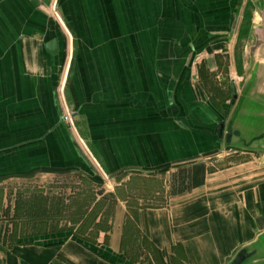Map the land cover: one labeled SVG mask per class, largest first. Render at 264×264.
I'll use <instances>...</instances> for the list:
<instances>
[{
    "label": "crops",
    "instance_id": "obj_1",
    "mask_svg": "<svg viewBox=\"0 0 264 264\" xmlns=\"http://www.w3.org/2000/svg\"><path fill=\"white\" fill-rule=\"evenodd\" d=\"M238 3L57 0L55 19L48 2L0 0V180L82 172L110 208L92 239L12 241L0 218V264H230L248 247L264 264V154L231 152L236 90L209 92L232 76ZM93 161L127 178L111 188Z\"/></svg>",
    "mask_w": 264,
    "mask_h": 264
},
{
    "label": "rangeland",
    "instance_id": "obj_2",
    "mask_svg": "<svg viewBox=\"0 0 264 264\" xmlns=\"http://www.w3.org/2000/svg\"><path fill=\"white\" fill-rule=\"evenodd\" d=\"M49 11L55 19H58V10L51 7ZM246 14L250 17L251 31L261 25L256 2L242 0V6L238 11L236 39L234 46L231 45L229 48L233 50L230 55L232 72L230 82L227 75L214 74L211 77L212 81L210 80L209 92L215 99V96L221 91L223 96L229 100L231 92L228 84L231 83L229 85L236 90L238 101L231 108L230 119H235L236 128L242 131L244 140L248 142L250 138L264 132V47L256 48L252 32L246 38L238 39L239 32L245 23ZM224 57L227 56L224 55ZM210 59L214 66L218 65L215 63L217 59ZM204 61L205 58L202 56L194 57L192 65L201 66ZM234 145L231 147V152L245 151L241 149L236 139ZM261 146H264V141L253 143V149H246L254 155L250 157L252 161L258 160L259 156L264 154V150L256 149ZM213 156H219V154H213ZM93 163L99 179H104L111 188L115 183L119 184L127 178V175L124 176V172H122L119 175L123 174V177L112 182L110 179L114 177L106 175L100 163L101 168L94 161ZM97 179L82 172L65 171L42 172V175L33 180L29 179V181L0 180V218L9 240L20 241L29 236L50 231L46 228L48 224L52 227L51 229L56 224L61 229H76V234L79 237L83 239L91 237L90 239H92L95 236L93 234L95 232L93 218L110 209L103 201L104 199L99 200L100 196L108 190L103 188V182H99ZM50 215L52 219H47ZM130 221L131 227H134L133 219ZM43 222H47L46 226ZM84 227L86 231L84 235H81L80 231ZM182 258L179 252L178 261H181ZM168 264H171L170 260Z\"/></svg>",
    "mask_w": 264,
    "mask_h": 264
},
{
    "label": "water",
    "instance_id": "obj_3",
    "mask_svg": "<svg viewBox=\"0 0 264 264\" xmlns=\"http://www.w3.org/2000/svg\"><path fill=\"white\" fill-rule=\"evenodd\" d=\"M256 2V8L257 12L260 16L261 20V25L257 28H254L252 30V34L255 38L256 41V48L257 47H264V0H254ZM242 6V0H239L238 3V10ZM46 52L49 55H56L57 50H58V44L56 41H51L49 42L46 47ZM237 96L234 97V101H236ZM231 120L230 126H228V129L226 131V137H225V144L228 147H233L234 145V140H238V145L241 146V149L246 150V149H253L252 145L253 143L256 142H261L264 141V132L261 133L260 135H257L255 137L250 138L248 142L244 140V145H240V140L244 139L243 138V133L242 131L238 130L236 128V122H233ZM242 138V139H241ZM256 149H262L264 150V146L261 147H256ZM258 259V249L257 247H248L240 250L234 257V259L231 261L230 264H252L254 261Z\"/></svg>",
    "mask_w": 264,
    "mask_h": 264
},
{
    "label": "trees",
    "instance_id": "obj_4",
    "mask_svg": "<svg viewBox=\"0 0 264 264\" xmlns=\"http://www.w3.org/2000/svg\"><path fill=\"white\" fill-rule=\"evenodd\" d=\"M244 21H245V23H244V25H243V27H242V29H241V31L239 32V35H238V39L239 40H241V39H244V38H246L252 31H251V28H250V17H249V15H247L246 14V16H245V19H244ZM239 67V66H238ZM103 199H105V197L103 198ZM51 216V215H50ZM50 216H48V218L47 219H52V216L50 217ZM79 219H81V218H79ZM91 219V218H90ZM94 220H93V228H98V225H96V217L95 218H93ZM44 224H45V226H46V223L47 222H43ZM77 223V222H76ZM58 225L56 224V226L53 228V229H51L52 227H50V224H48L47 226H46V228L47 229H49L50 231H56V229H58L59 231H61V230H73V229H65V228H63V229H61L60 227H57ZM60 228V229H59ZM83 229H85V227L84 228H82V230L80 231L82 234L81 235H84V232L86 231V229L85 230H83ZM77 233V232H76ZM80 234V233H79ZM77 236H78V234H77ZM79 237V236H78ZM79 238H81V237H79ZM81 239H83V238H81Z\"/></svg>",
    "mask_w": 264,
    "mask_h": 264
},
{
    "label": "flooded vegetation",
    "instance_id": "obj_5",
    "mask_svg": "<svg viewBox=\"0 0 264 264\" xmlns=\"http://www.w3.org/2000/svg\"><path fill=\"white\" fill-rule=\"evenodd\" d=\"M237 101H238V98L236 99L235 104L237 103ZM231 120L232 119H228L224 124H222V127H221L222 132H224V138H223L224 143H225L226 131L228 129V126H230V124L232 123ZM233 122H235V120H233ZM240 145L242 146L244 145V139L240 140Z\"/></svg>",
    "mask_w": 264,
    "mask_h": 264
},
{
    "label": "built area",
    "instance_id": "obj_6",
    "mask_svg": "<svg viewBox=\"0 0 264 264\" xmlns=\"http://www.w3.org/2000/svg\"><path fill=\"white\" fill-rule=\"evenodd\" d=\"M30 2H40V3H49V7H53L55 9L57 0H29ZM70 119V117H64V122H67Z\"/></svg>",
    "mask_w": 264,
    "mask_h": 264
}]
</instances>
